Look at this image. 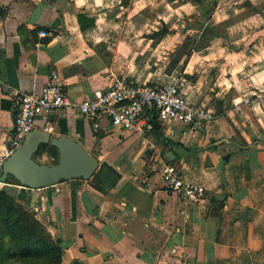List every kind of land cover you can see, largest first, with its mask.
Returning a JSON list of instances; mask_svg holds the SVG:
<instances>
[{"label": "crops", "instance_id": "0c3cea01", "mask_svg": "<svg viewBox=\"0 0 264 264\" xmlns=\"http://www.w3.org/2000/svg\"><path fill=\"white\" fill-rule=\"evenodd\" d=\"M52 74L77 101L115 78H183L186 101L217 115L144 134L107 118L95 130L77 106L36 118L80 140L106 178V191L97 171L40 188L0 180L63 241L61 264H264V104L244 101L264 94V0H0V175L17 97ZM163 163L205 197L184 203Z\"/></svg>", "mask_w": 264, "mask_h": 264}, {"label": "built area", "instance_id": "2783aa9c", "mask_svg": "<svg viewBox=\"0 0 264 264\" xmlns=\"http://www.w3.org/2000/svg\"><path fill=\"white\" fill-rule=\"evenodd\" d=\"M41 34L46 35L47 32L42 30ZM256 97H246L244 101L264 104V94ZM16 106L14 131L10 147L6 149L7 154L35 128L36 118L43 117L49 124L50 116L69 107L77 106L82 115L91 117L95 130L99 129L100 120L107 118L114 127L142 134L154 128L152 114L161 120L186 124L211 120L217 116L208 107L186 101L183 78L172 84L156 85L115 78L109 88L95 90L92 96L77 101L64 90L57 76L52 74L39 92H22L16 99ZM45 128L50 129L47 125ZM161 171L167 186L176 191L184 203H198L205 197L202 184L185 179L171 164L163 163Z\"/></svg>", "mask_w": 264, "mask_h": 264}, {"label": "trees", "instance_id": "16d2710c", "mask_svg": "<svg viewBox=\"0 0 264 264\" xmlns=\"http://www.w3.org/2000/svg\"><path fill=\"white\" fill-rule=\"evenodd\" d=\"M189 1L197 4L204 3V0ZM215 5L216 2L206 11L207 15H210ZM78 17L82 29H87L83 24L84 14L79 13ZM207 29L211 32L215 30L213 27ZM189 40L190 38L184 45L189 43ZM151 119L154 123L158 116L152 114ZM44 153L53 159L48 164L58 162L57 146L50 142L41 143L34 153V158L39 160ZM102 168L105 169V166ZM95 177L98 179L94 187L106 191L104 185L106 178L101 175L100 171L95 173ZM6 179L19 182L12 175H8ZM116 180L117 178H114L113 181L116 182ZM64 247L63 241L51 233L29 205L19 202L12 194L0 187V264H61Z\"/></svg>", "mask_w": 264, "mask_h": 264}, {"label": "water", "instance_id": "95a60500", "mask_svg": "<svg viewBox=\"0 0 264 264\" xmlns=\"http://www.w3.org/2000/svg\"><path fill=\"white\" fill-rule=\"evenodd\" d=\"M57 146L58 162L48 164L34 158L41 143ZM100 165L98 158L77 138L60 134L54 135L45 127L30 130L3 161L0 180L8 175L31 188L53 186L62 180L90 178Z\"/></svg>", "mask_w": 264, "mask_h": 264}, {"label": "rangeland", "instance_id": "374dc122", "mask_svg": "<svg viewBox=\"0 0 264 264\" xmlns=\"http://www.w3.org/2000/svg\"><path fill=\"white\" fill-rule=\"evenodd\" d=\"M52 161H53V159L50 158V159H49V162H52Z\"/></svg>", "mask_w": 264, "mask_h": 264}]
</instances>
